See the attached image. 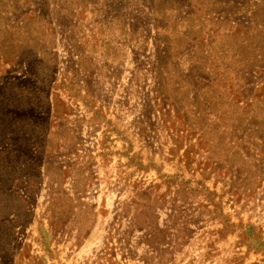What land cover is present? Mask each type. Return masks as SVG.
<instances>
[{"label":"rangeland","instance_id":"374dc122","mask_svg":"<svg viewBox=\"0 0 264 264\" xmlns=\"http://www.w3.org/2000/svg\"><path fill=\"white\" fill-rule=\"evenodd\" d=\"M0 264H264V0H0Z\"/></svg>","mask_w":264,"mask_h":264},{"label":"trees","instance_id":"16d2710c","mask_svg":"<svg viewBox=\"0 0 264 264\" xmlns=\"http://www.w3.org/2000/svg\"><path fill=\"white\" fill-rule=\"evenodd\" d=\"M53 219V218H52Z\"/></svg>","mask_w":264,"mask_h":264}]
</instances>
